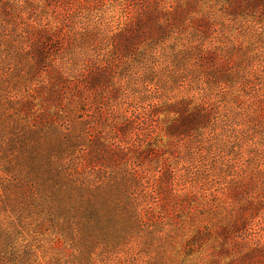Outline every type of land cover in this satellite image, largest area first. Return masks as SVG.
Wrapping results in <instances>:
<instances>
[{
  "label": "rangeland",
  "instance_id": "rangeland-1",
  "mask_svg": "<svg viewBox=\"0 0 264 264\" xmlns=\"http://www.w3.org/2000/svg\"><path fill=\"white\" fill-rule=\"evenodd\" d=\"M0 264H264V0H0Z\"/></svg>",
  "mask_w": 264,
  "mask_h": 264
}]
</instances>
